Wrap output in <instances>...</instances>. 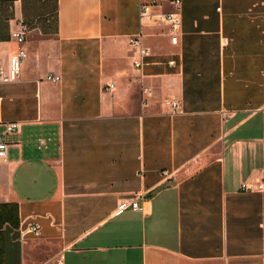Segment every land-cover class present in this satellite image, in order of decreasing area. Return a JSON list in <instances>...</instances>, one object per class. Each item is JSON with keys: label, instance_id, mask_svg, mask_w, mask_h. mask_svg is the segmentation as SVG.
I'll use <instances>...</instances> for the list:
<instances>
[{"label": "crops", "instance_id": "crops-1", "mask_svg": "<svg viewBox=\"0 0 264 264\" xmlns=\"http://www.w3.org/2000/svg\"><path fill=\"white\" fill-rule=\"evenodd\" d=\"M180 13L174 44L140 0H0L6 71L29 29L0 78V264H264V0Z\"/></svg>", "mask_w": 264, "mask_h": 264}, {"label": "built area", "instance_id": "built-area-1", "mask_svg": "<svg viewBox=\"0 0 264 264\" xmlns=\"http://www.w3.org/2000/svg\"><path fill=\"white\" fill-rule=\"evenodd\" d=\"M164 2L169 3L172 6L170 11H161L157 13H151V8L157 4H162ZM182 6V0H140V10L142 16H147L152 22H157L159 24H165L169 26L171 33V41L174 44H177L179 39V31L182 26V18L180 9ZM29 29L24 23H20L18 28L12 33V36L16 43L18 44L17 50L11 55L9 62V70L6 71L3 67H0V78L3 82H10L18 80L21 75L22 63L27 57V50L24 47L26 42ZM130 44L135 48L137 56L133 61V64L136 68H142V57L149 53V49L142 45V42L138 38H131ZM170 63H174V60H171ZM50 81H59L60 76L49 73L46 77ZM113 84H110L109 87H112ZM167 104L171 105L174 109L178 107V102L174 100H167ZM20 127V123L17 121L7 122L6 123V134H14ZM44 140L40 141V144L43 145ZM10 143L5 140L3 137H0V161L6 160L8 156V149ZM163 174L167 175V171H163ZM243 189L255 190L248 186L246 183L242 184ZM258 189H262L263 185L258 184ZM131 206L133 209H140L139 202L137 199L131 201L121 202L119 208L121 210ZM40 234V227L36 223H27L20 226L18 230L19 239L23 241L29 235H38Z\"/></svg>", "mask_w": 264, "mask_h": 264}]
</instances>
